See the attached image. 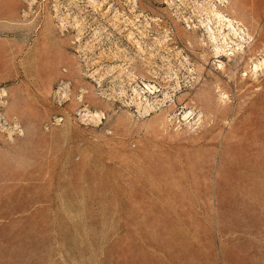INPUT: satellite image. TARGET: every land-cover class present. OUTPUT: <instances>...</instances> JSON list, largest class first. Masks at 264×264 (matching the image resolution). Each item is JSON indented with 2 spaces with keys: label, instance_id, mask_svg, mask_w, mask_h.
I'll use <instances>...</instances> for the list:
<instances>
[{
  "label": "rangeland",
  "instance_id": "obj_1",
  "mask_svg": "<svg viewBox=\"0 0 264 264\" xmlns=\"http://www.w3.org/2000/svg\"><path fill=\"white\" fill-rule=\"evenodd\" d=\"M92 1L0 0V264H264V0Z\"/></svg>",
  "mask_w": 264,
  "mask_h": 264
},
{
  "label": "bare ground",
  "instance_id": "obj_2",
  "mask_svg": "<svg viewBox=\"0 0 264 264\" xmlns=\"http://www.w3.org/2000/svg\"><path fill=\"white\" fill-rule=\"evenodd\" d=\"M87 1H91L93 4H96L97 5V3L95 2V1H92V0H87ZM102 1H104V0H102ZM111 5L110 6H108V10H106L104 13H103V15H108L109 16V12L111 11L110 9H111ZM129 7V6H128ZM130 8V7H129ZM117 13V12H116ZM216 16H217V18L220 20V21H222L221 23H224L225 22V24L226 25H228L229 26V28H228V31H230V32H232L231 34H232V36L234 37V39L236 38L237 40L239 39V40H243L242 39V37L240 36H238V35H240V34H242V33H244V32H242L241 31V29H235L232 25L235 23V22H233V24L231 23V21L228 19V17H225V16H223V15H219V13L218 14H215ZM110 21H112L113 23H112V27L113 28H115L116 30H119V31H128V30H130L132 27H134L136 24H135V22L133 21V18L130 16V17H128V18H125V19H122V21H121V17L118 15V14H116L114 17H111V20ZM122 26H124L123 28H122ZM122 28V29H121ZM204 28H205V30H206V34L207 35H209V37L211 36V35H213L214 33H213V31H212V29L210 28V27H208L207 25H204ZM90 31H92L91 29H90ZM131 34H134V33H131ZM245 34V33H244ZM127 35H129V34H127ZM214 36V35H213ZM228 36V35H227ZM212 37V36H211ZM247 37V36H246ZM127 38H129V36H127ZM217 38V37H216ZM249 38V37H248ZM215 39V38H214ZM213 39V40H214ZM224 39H222V41H223ZM238 40V41H239ZM264 40V39H263ZM225 41H227V39L225 40ZM241 41H240V43H241ZM258 42V41H257ZM233 43H232V41L231 42H223V46H220V45H216V47H214L213 49H214V58H218V59H223V58H225V59H228V61L231 59H235V61H234V64H233V67H232V69L234 70V72H236V70H237V68L238 67H241V66H246L247 67V69L250 71V73H254V74H256L259 70H261V72H264V59L263 60H257V59H260V58H263L264 57V43H263V45H262V47L260 48L261 49V51H256V52H253V50H255V47L253 48V50H251L252 49V47H251V49H249L248 51H247V53L245 54L244 53V50H242V48L240 47H238L237 45H232ZM256 45H258V43H256ZM241 50V51H240ZM238 51H240L239 52V54H237V52ZM259 55H261V56H258V54ZM237 54V55H236ZM258 56V57H257ZM249 60H251V62L250 63H253L254 62V60H255V63L253 64V65H251L250 64V66L249 65H247V63L249 62ZM240 61V63H238ZM134 65V64H133ZM231 67L228 65V63H223V61L221 60V62H218L217 64H216V70H218L219 72V76L220 77H223L222 76V74H220V73H227L228 72V70L230 69ZM169 69V68H168ZM98 73L99 72H97V70H94V72H92L91 74H89V78H93V77H96V78H99L100 76H98ZM249 76H250V74L248 75V74H243L242 75V77L243 78H240L239 76H237V74H232V76H231V78L232 79H234V80H237V79H241V82L243 83V82H246V81H248L249 80ZM207 77V76H206ZM208 81V80H207ZM218 80H216V82H217ZM209 82V81H208ZM216 82H214V83H216ZM238 82V81H237ZM221 84V83H220ZM239 85V84H238ZM176 87H178V84H176L175 85ZM210 88H212V84L211 83H207V92H210ZM153 90H155V87H150V83H149V85H145L144 86V88L142 89V92H144V93H149V98L148 97H142L140 94V92H137L136 91V89H132V93H134V96H136V99L137 100H140V101H138L137 103H136V107H137V110H139L140 112H141V115H147V114H149V113H151L153 110V106L155 107V105H158L159 107L160 106H162V105H164L166 102H168V101H172V97L174 96H170L169 94H163V98L161 99V100H159V101H155V103H154V105H150L149 104V101H150V95L152 94V91ZM156 92H158L157 90H155V92H153V95L156 93ZM173 92H174V90H173ZM81 93H83V92H81ZM219 93V96H220V99H224V98H226V96H225V94L224 93H222V92H218ZM61 101H62V103H67V102H74L73 101V99H72V97L71 96H68V95H66V94H64V93H62V95H61ZM86 99V96H85V94L83 95V96H81V97H79L78 98V100H79V103L80 104H82L83 102H84V100ZM181 99H182V97L179 99V98H175V101L174 102H172L173 103V105L175 106H179L180 104H182V103H180V101H181ZM191 100L192 101H194V105L192 106L194 109H190V110H188V111H186L185 112V119H194V116H193V114L195 113L194 111H195V109H198L199 110V112H200V114L202 115V116H204L205 115V112H204V110L202 109L203 107V104L201 103V101H200V99H199V97L198 96H195V97H193V98H191ZM64 101V102H63ZM175 106V107H176ZM181 107H184V104H183V106H181ZM180 107V109H182ZM85 110V109H84ZM194 110V111H193ZM149 112V113H148ZM183 113V112H182ZM78 116L79 117H87V116H89L88 115V113H84V112H81V113H79L78 114ZM100 118H102V115L101 114H97V113H93L92 114V116H90V119L91 120H89V121H91L92 122V119H93V122L95 121V122H97ZM61 119V118H60ZM86 120L87 119H85V120H83V121H85L86 122ZM60 122V121H62V120H57V122ZM88 121V120H87Z\"/></svg>",
  "mask_w": 264,
  "mask_h": 264
}]
</instances>
